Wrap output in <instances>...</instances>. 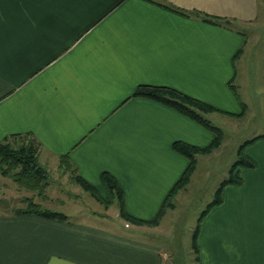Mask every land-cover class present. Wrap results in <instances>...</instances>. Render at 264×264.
<instances>
[{"label": "crops", "instance_id": "0c3cea01", "mask_svg": "<svg viewBox=\"0 0 264 264\" xmlns=\"http://www.w3.org/2000/svg\"><path fill=\"white\" fill-rule=\"evenodd\" d=\"M260 1L0 0V142L31 133L41 164L68 155L101 195L110 173L126 211L156 220L190 163L174 142L206 148L216 134L133 94L141 85L178 90L219 109L203 114L218 128L214 114L252 118V100L264 104V69L250 73L245 58L260 42L251 28ZM245 153L256 167L225 187L198 234L197 225L161 231L166 212L156 225L117 212L108 230L68 216L0 215V264H264V134Z\"/></svg>", "mask_w": 264, "mask_h": 264}, {"label": "rangeland", "instance_id": "374dc122", "mask_svg": "<svg viewBox=\"0 0 264 264\" xmlns=\"http://www.w3.org/2000/svg\"><path fill=\"white\" fill-rule=\"evenodd\" d=\"M260 2L261 12L254 21L255 27H251L254 30V39L252 37L251 40L255 41L254 45L257 40L260 42L257 43V47L247 53L245 58V68L250 73L264 69V0ZM248 86L255 87L250 84ZM255 102L256 98L252 100V118L249 119L239 120L223 116V114H214L218 116H214L213 121L220 126L222 132L219 133L218 144L207 153L196 156V166L189 181L179 187V190L171 198L172 205L165 210L167 215L165 221H169L170 224L164 221L161 231L167 232L176 229L188 231L198 225L204 211L218 197L219 186L230 175L232 165L241 158L239 147L247 141V138L254 139L258 133L264 134V104L257 107ZM209 111L205 114L216 113ZM51 160L53 161L49 165L46 164L50 173L51 187L46 189L44 195L27 190L25 186L15 182L11 177L0 176L5 184L0 191V215H13L15 208L27 207L24 199L33 196L34 202L38 203L36 208L39 210H61L62 212L59 211L61 214L71 217L73 220H81L82 223L103 227L107 230L112 229L110 223H118L114 215L117 212L120 213L119 202L115 201L112 207H108L102 202L106 196H109L107 191L106 194H100L97 197L92 196L88 191L77 190L74 185L71 186L74 181L73 169L67 164L58 163L57 159ZM42 163H44V159ZM94 213L108 214L109 219L102 221ZM159 238L161 239V236ZM163 247L168 248L166 243H163Z\"/></svg>", "mask_w": 264, "mask_h": 264}, {"label": "trees", "instance_id": "16d2710c", "mask_svg": "<svg viewBox=\"0 0 264 264\" xmlns=\"http://www.w3.org/2000/svg\"><path fill=\"white\" fill-rule=\"evenodd\" d=\"M168 10L174 11L179 14L187 15L186 12H183L180 9L169 7L162 4ZM239 53L236 55L235 60L238 58ZM136 97H144L152 100H156L162 104H165L176 111L188 116L197 123L206 127L210 131L216 134V137L213 143L206 148H197L188 143L182 141H176L173 144L174 150L179 154L185 156L189 160V166L186 171L172 188L168 194L165 203L154 221H145L137 219L130 215L126 209L123 202V192L118 187L116 180L110 173H104L103 182L106 184V191L108 197L103 199V205L110 207L115 201L119 202L120 205V216L124 220L136 224L143 225H156L159 223L161 216L164 214L165 210L172 205L171 198L175 195L179 187L186 184L189 181V177L196 166V156L199 154L207 153L208 150L217 146L219 133H222L220 128L215 126L209 121L203 114L205 112L214 111L221 112L214 106H211L205 102H202L196 98H193L187 94H184L178 90H175L170 87H159V86H148L141 85L133 94ZM209 111V112H210ZM223 112V111H222ZM208 114V113H206ZM262 138V137H260ZM256 138L247 140L240 147L241 158L232 165L230 169V175L226 177L219 186L218 197L215 198L208 208L204 211L199 223L196 227L195 233L198 234L200 228V223L203 220L205 214L213 207L218 206L224 201V190L228 185H241L243 182L242 179V170L244 169H254L256 163L246 155V148L248 145L252 144ZM41 150V144L31 133H15L8 135L0 142V176L2 177H11L15 182L25 186L27 190L38 192L39 194L44 195L46 189L50 185V173L46 166L41 165L39 161V154ZM68 155L61 157V164H69ZM72 166V165H71ZM74 180L76 183H79L84 187L85 191L90 192L92 196H100V193L92 187L85 179L79 175H74ZM40 197V196H39ZM27 207H18L13 210V215H36L43 217L49 220H58L65 221L68 220L67 216L61 214L57 211L50 210H39L36 208L38 203L34 202L33 196L30 198H25ZM101 201V200H100Z\"/></svg>", "mask_w": 264, "mask_h": 264}]
</instances>
